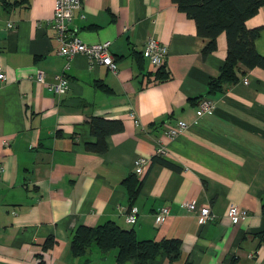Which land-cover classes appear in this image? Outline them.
<instances>
[{"label": "crops", "instance_id": "0c3cea01", "mask_svg": "<svg viewBox=\"0 0 264 264\" xmlns=\"http://www.w3.org/2000/svg\"><path fill=\"white\" fill-rule=\"evenodd\" d=\"M53 2L0 0V264H75L76 227L107 221L138 239H180V263L264 264V69L240 67L235 83L207 95L226 58L225 34L203 56L209 39L171 0H86L69 27L84 43L109 40L117 70L83 54L65 68L49 24ZM246 25L261 27L253 44L264 56V9ZM149 37L167 46L160 67L142 55ZM36 71L47 83L64 74L68 89L48 90ZM204 97L212 109L197 117ZM95 116L123 124L105 137L103 153L86 147L95 141ZM178 121L186 128L166 136ZM159 145L167 165L152 160ZM137 158L147 161L142 174L134 172ZM129 175L141 180L132 201L122 183ZM192 199L210 206V222L200 225L181 205ZM230 205L248 215L232 223ZM164 206L169 214L157 224ZM131 207L134 223L126 221ZM90 257L89 264H115L96 250Z\"/></svg>", "mask_w": 264, "mask_h": 264}, {"label": "trees", "instance_id": "16d2710c", "mask_svg": "<svg viewBox=\"0 0 264 264\" xmlns=\"http://www.w3.org/2000/svg\"><path fill=\"white\" fill-rule=\"evenodd\" d=\"M171 1L187 17L194 20L197 35L209 39L202 50L203 56L215 50L217 36L221 33L225 34L226 58L217 77L208 81L207 95H218L227 85L235 83L239 78L240 67L264 69V56L257 53L253 44L261 27L248 28L246 25V20L259 8L264 9V0ZM162 77L167 78L165 72ZM89 126L95 141L87 142L86 147L98 153L106 151L107 135L123 130L121 121L96 116L90 118ZM152 160L166 164L161 157L154 156ZM122 183L127 189L129 200L132 201L139 192L141 180L129 175ZM262 212L264 216V207ZM259 234L264 241V229ZM181 245V240L178 238L138 239L133 229L123 228L114 221L93 226L79 225L70 239L71 253L73 258L77 259L75 264H89L93 250H96L100 256L112 255L115 264H148L159 257H165L169 262L174 263L181 258ZM179 264L191 263L185 259L181 263L179 261Z\"/></svg>", "mask_w": 264, "mask_h": 264}, {"label": "built area", "instance_id": "2783aa9c", "mask_svg": "<svg viewBox=\"0 0 264 264\" xmlns=\"http://www.w3.org/2000/svg\"><path fill=\"white\" fill-rule=\"evenodd\" d=\"M86 0H54L52 16L49 19V24L55 32V36L60 43L59 54L66 59L65 68L69 66V61L77 54H83L88 59L91 65L102 64L109 70L115 72L117 70V64L110 52V41H102L98 43H84L81 39L75 35L70 29L69 25L77 10H80ZM11 22L7 23V27H12ZM167 46L158 42L154 37H149L144 43L142 55L155 67H160L165 63L167 58ZM0 79L4 80L5 76L0 73ZM35 80L47 87L48 90L62 94L68 89L69 81L64 74H58L54 76V81L47 83L44 79V75L41 71H36ZM247 79L243 78V83L247 84ZM212 100L209 98H201L198 101V108L196 111L197 117L209 112L212 109ZM186 128V124L183 121H178L176 126L170 127L165 131L166 136L175 137L182 129ZM165 153V148L159 145L155 150V156L161 157ZM147 164L145 159L137 158L134 160V172L142 174ZM181 205L190 212H194L198 218L200 225H205L213 218L211 209L208 204L198 205L197 202L192 199L190 201H183ZM169 214V208L167 206L161 207L155 214V222L162 224ZM248 215V211L245 208L237 205H230L227 211V217L232 223H236L244 219ZM126 221L128 223H134L136 221V208L131 207L130 211L126 214Z\"/></svg>", "mask_w": 264, "mask_h": 264}, {"label": "rangeland", "instance_id": "374dc122", "mask_svg": "<svg viewBox=\"0 0 264 264\" xmlns=\"http://www.w3.org/2000/svg\"><path fill=\"white\" fill-rule=\"evenodd\" d=\"M130 264V263H129Z\"/></svg>", "mask_w": 264, "mask_h": 264}]
</instances>
